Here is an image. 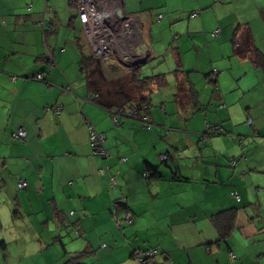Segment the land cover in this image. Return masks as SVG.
Segmentation results:
<instances>
[{
	"label": "crops",
	"instance_id": "1",
	"mask_svg": "<svg viewBox=\"0 0 264 264\" xmlns=\"http://www.w3.org/2000/svg\"><path fill=\"white\" fill-rule=\"evenodd\" d=\"M72 1L0 0V251L9 255L6 242H22L21 255L43 247L37 232L53 225L78 232L81 240L64 246L69 253L86 250L84 264H141L133 258L137 249L156 250L146 264H264V71L249 55H237L246 36L264 54V0L111 1L114 15L123 11L142 29L132 44L139 56L164 55L172 68L170 81L160 70L151 76H160V84L134 92L149 106L150 129L121 115L115 123L111 106L88 102L97 91L79 65L82 38ZM166 30L177 32L173 44ZM47 50L56 62L51 69ZM123 57L101 64L110 86L131 72ZM39 72L45 81L29 78ZM165 86L185 130H165L156 123L167 120L157 109L150 113L152 96ZM251 93L254 99H245ZM207 100L214 105L204 112ZM237 105L242 118L225 123V111L231 119L240 113ZM207 126L220 133L209 134ZM222 127H232L238 145ZM19 128L24 140L13 138ZM90 128L104 136L97 149L103 154L91 147ZM20 181L27 184L22 190ZM19 231H28L30 241ZM52 240L47 246L63 248L60 235Z\"/></svg>",
	"mask_w": 264,
	"mask_h": 264
},
{
	"label": "rangeland",
	"instance_id": "2",
	"mask_svg": "<svg viewBox=\"0 0 264 264\" xmlns=\"http://www.w3.org/2000/svg\"><path fill=\"white\" fill-rule=\"evenodd\" d=\"M115 2H116V0H115ZM110 3H111V0L109 1V3H105V4L101 5V6H99V8H102L100 16H103L105 14V12H106L104 10V6L105 5L109 6ZM75 10L77 11L76 8H75ZM163 13H164L165 16H167L168 12L163 11ZM160 14H159V11H157V13H156V18L157 19H161L162 15H160ZM105 16L102 17V20L104 19V21L102 22L103 23L102 24L103 25V29H101V31L103 33H105L107 36H109V34H110V36H113L115 40L119 39L120 37L122 38L123 36H126V37H129V42H130L129 44H131V43L133 44L136 41V36H138L141 33V31H142V29L139 28L137 26V24L135 25L133 23V21L130 20L131 18L129 19V18L126 17L124 20H120V21H122V23L118 24V22L116 20H114L113 18H107V20H106ZM155 30H156L155 28L152 29V31H155ZM176 34H177V32H171L169 30H166V32L164 34V37H165V40H167V39L169 40V42H168L169 45L174 43L173 39L174 38L176 39V37H177ZM79 36L82 38V41H84L81 33L78 32V37ZM151 36L156 38V40H157L158 33L156 32V33L152 34ZM137 42H138V39H137ZM135 46L136 45L131 47L129 51L126 50V54H124V55H127L129 57V59L131 60L130 63H128V64L126 63L124 68L130 69L131 72L135 71L133 69H135V67H138L141 64V61H142V60H139L137 62V60H133V56H134L135 51H136V50H134ZM119 50H121V53H118ZM84 51H85L84 52L85 54L89 53L87 48H85ZM123 53H124V49L119 47L116 50V52L111 56V61H113V62L120 61L121 57L123 56L122 55ZM163 58L161 57V58H159V60H158V58L157 59H152V60L146 62L145 64H143L142 66H140L136 78H139V79L142 78L143 79L144 77H151L152 75H156V74L161 73L160 72V70H161L162 73H165L167 75L166 82L170 81L171 80L170 76L172 75V73H171L172 72V68H171V66L166 64L167 60L164 57V55H163ZM136 64H137V66H136ZM101 71L103 72L104 69L101 70ZM131 72L128 73V74H123L122 76L121 75L117 76L118 77L117 79H113L112 78V80L116 81L120 77L118 82L123 83L126 80H129ZM215 75H216L215 72L212 71L210 73V75L208 76V81L212 82ZM84 78H85V76H84ZM109 81H111V78L109 79ZM208 87L211 90L213 89L210 84L208 85ZM166 93L169 94V88H167L165 86L164 88H162L160 91H157L152 96L150 113H152L154 109H157V111L159 112L160 116L164 120L168 121V118L172 117V123H169V122L166 121V123H164V124H157L156 123V125L165 126L164 127L165 130H185V128L183 126L185 124L184 121L180 117H177L178 114H177V112L175 110V105L172 102V100H173L172 96H171V99H167ZM254 94H256V93H251L249 95L250 97L247 96V97H245V99L249 98V100H250V98H251L253 100L254 99ZM135 95H136L135 93L132 94V101L131 102L137 101V99H136L137 96H135ZM242 95H243L242 91L238 92V97H240ZM233 99L237 100L235 95H233ZM168 102L170 103V107L168 108V110H166L165 107H166V104ZM203 105H206V108H204V112H205L206 110L209 111V109H213V108H208V107H209V105H214V104L210 103L209 100H207ZM226 105H227V108L229 109V105L228 104H226ZM57 106L58 105H56L55 107H57ZM159 108H161V109L159 110ZM237 108L240 110V113L237 114L233 119L229 118L228 115H227V112L225 111V113H226V115H225V121L226 122L225 123H228V122L230 123V121H232V120H234V122H235V120H240L242 118L243 113H241V106L237 105ZM246 113H247V111L244 110V114H246ZM148 120H149V118H148ZM178 120H180L182 122L181 126H176L175 125V122L178 121ZM144 127L145 128H149V127L152 128L153 125H151V122L149 120V125L148 126H144ZM203 132H204V130L202 131V133ZM175 133L176 132H174V134ZM225 133H228V135H226L228 138H230V134L229 133H232V135L234 136L233 141L237 145L239 144L238 141H239V139L241 140V138L240 137L236 138L235 134H233L234 132L232 131V127H231V129L230 128L227 129V128L222 127V134H225ZM106 156H107V154H106ZM34 201H35L36 208H40L38 200L35 198ZM29 219L32 220V217L29 216ZM125 220H126V218H125ZM53 228H54V226L51 225V229H45V230H42V231H38L37 235H39L38 233H40L41 235H44V238H45L44 239V246L41 247L43 245V244H41V245H39L37 247H30V248H28V252L25 255H21L22 254L21 252H23L21 250L22 242H20L18 244L13 242L12 245L9 246V247H7V242H6V248L9 251V255L5 256V253L0 251V264H58V262L60 264H63V260L66 259L65 252L69 253L65 249V246H64L65 243H68V242H71V241L72 242H79V240H81V239L79 237L74 236V234L76 232L74 230H72L71 227H68L65 230H60V231H54ZM125 229L126 228H123L122 231H124ZM1 230H2V228H0V233H1ZM19 233L23 234L25 236V239H24L25 242H29L30 241L29 240V232L28 231L22 232V233H21V231H19ZM133 233H135V231ZM33 234L36 237V232H33ZM59 235L61 236L63 248L60 247L59 244H56V243L52 244L51 246L50 245L47 246L48 245V240H52V238L54 236H59ZM134 235L136 236L137 233H135ZM135 236L133 238H135ZM2 245L3 244L0 243V247H3ZM42 249H45V250H42ZM40 250H42V251H40Z\"/></svg>",
	"mask_w": 264,
	"mask_h": 264
},
{
	"label": "trees",
	"instance_id": "3",
	"mask_svg": "<svg viewBox=\"0 0 264 264\" xmlns=\"http://www.w3.org/2000/svg\"><path fill=\"white\" fill-rule=\"evenodd\" d=\"M74 6H75V4H74ZM192 16H193V14H192ZM77 19H78V14H77ZM79 25H80V33L84 39V41H82V39H80V41H78V47H79V50L81 52V59H80L79 65L81 66V68L85 74V80H86L88 86H90L91 89L97 91L96 92L97 94H90V95H98L96 100H98V98H99L102 105L111 106V108H109V110H112V109L122 110V108L125 106L128 107V106L133 105V106L137 107L138 109H140L142 112H144V115L147 116L146 110L148 109V107L146 105H144L145 97L140 95L139 97H137V101H135V103H133V102L128 103L132 99L131 94H133L134 92H136V93L146 92L149 85L160 84V81H163V79L160 78V76H153V77L147 78V79L146 78L138 79V78H136L137 75L135 73L136 71H138V69H135V71L131 72L129 80H126L123 83L120 82L118 84H112L110 86L108 83H106V81L103 77L102 71H101V69L103 67L102 65H104V64L102 63L101 60H99L91 52L90 47L86 41V38H84L85 35L83 32V27L80 24V22H79ZM246 33L248 34V32H246ZM85 48L88 49V51H89L88 54L84 53ZM237 55H239V56L249 55L250 59H252L254 64L256 66H259L264 71V54L261 53L258 49H256V47L253 46L250 37L246 36L244 38L243 47L240 49H237ZM97 60L100 62H98ZM44 61L50 69L54 68L56 66L54 55L52 54V52H50L48 50L46 51V53L44 55ZM36 74H38V73L32 74L31 76H34ZM39 74H43L44 79L42 81H45V78H46L45 73L39 72ZM16 78H17L16 76H12L10 79H16ZM101 83H102V85H101ZM100 86H102V88H100ZM103 86L106 87L107 89L106 90L103 89ZM67 88H69V87H67ZM179 90H180V88L178 87V91H177V94L175 95V98L176 97L178 98ZM114 98H116V99L118 98L120 100V102L119 101H113ZM152 170L154 171L152 176L156 178V176H157L156 170H154V169H152ZM148 176H150V175L148 174ZM21 182H24V181H20L19 183H21ZM19 183L17 184V187H18ZM26 186H27V184H26ZM18 189H19V187H18ZM19 190H22V189H19ZM117 209H118V206H117V204H115V206H113L112 211H116ZM226 214H227V220H228L227 224H229L234 218V212L232 210H230ZM123 221L128 223L125 220V216L123 217ZM116 222L119 223L120 221H118L116 219ZM216 224L218 226V229H219L221 236L223 238L226 237L228 235V234H226V232H227L226 229L221 228L219 226L218 222H216ZM214 226H216V225H214ZM229 226H230V224L227 226V228H229ZM225 234H226V236H225ZM75 235L78 236V232H76ZM153 250H155V249H149V250L137 249L133 252L134 253L133 258L136 257V251H141V253H148V252H151ZM87 253L88 252L86 250L85 251H78V252H74V253L65 252L66 259H64L63 264H84L83 259L87 255Z\"/></svg>",
	"mask_w": 264,
	"mask_h": 264
},
{
	"label": "built area",
	"instance_id": "4",
	"mask_svg": "<svg viewBox=\"0 0 264 264\" xmlns=\"http://www.w3.org/2000/svg\"><path fill=\"white\" fill-rule=\"evenodd\" d=\"M113 2V0H111ZM75 7L78 12V20L80 24L83 27V32L86 38V41L90 47L91 52L102 61L103 64H107L108 60L111 59V56L116 52V50L121 47L124 49V53L126 54V50L129 51L131 47L134 45L129 44V37L123 36L119 39H114L113 36H107L105 33L101 31L103 29V21L102 17L105 16L106 20L107 18H113L118 22V24L122 23V21L118 20L116 16L114 15V12L112 10L113 4H109V6H104V10L106 11L103 16L101 15L102 8H99V6L109 3V0H73ZM118 53H121V50L118 51ZM122 56V57H123ZM121 57V60L124 58ZM31 80L35 81H42L44 79L43 74H36L34 76L30 77ZM14 80V79H12ZM69 88L66 89V92H69ZM97 98V95H90L88 102H94ZM57 111H60V107H56ZM113 113V121L115 123L118 122L117 115L125 116L127 118H132L135 120H140L144 126L149 125V120L144 113L138 109L137 107L131 105L128 107H123L122 110L118 109H112L110 110ZM248 124L251 122L248 121ZM206 131L209 134H216L220 133V130H217L215 127L207 126ZM25 137V132L23 129L19 128L13 133V138L23 140ZM90 145L95 151V154H103V152H98V146L101 144V142L104 140L103 135H97L94 133V131L90 128ZM163 159L166 157L163 156ZM233 160H231V164H233ZM19 189H23L26 187V184L24 182L19 183L18 185ZM234 196L237 198V196L234 194ZM125 218L128 223L131 222V217L129 214L125 215ZM156 253V250H153L148 253H141V251L136 252V259L141 264H146V260L152 258L154 254Z\"/></svg>",
	"mask_w": 264,
	"mask_h": 264
},
{
	"label": "water",
	"instance_id": "5",
	"mask_svg": "<svg viewBox=\"0 0 264 264\" xmlns=\"http://www.w3.org/2000/svg\"><path fill=\"white\" fill-rule=\"evenodd\" d=\"M115 16H116V18L118 19V20H124L126 17H125V14L123 13V11H117V13L115 14ZM136 54H137V56H133L135 59H137V62L139 61V60H142L141 61V64L138 66V67H140V66H142L143 64H145L146 62H148V57L147 58H145V57H141V56H139V53H138V50H136ZM123 61H125L124 60V58L121 60V63L123 62ZM136 66H137V64H136ZM138 67H137V69H138Z\"/></svg>",
	"mask_w": 264,
	"mask_h": 264
}]
</instances>
